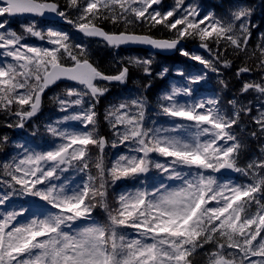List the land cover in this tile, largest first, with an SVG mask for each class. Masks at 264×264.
I'll list each match as a JSON object with an SVG mask.
<instances>
[{
	"label": "snow or ice",
	"instance_id": "1",
	"mask_svg": "<svg viewBox=\"0 0 264 264\" xmlns=\"http://www.w3.org/2000/svg\"><path fill=\"white\" fill-rule=\"evenodd\" d=\"M161 3L0 0V17L52 14L113 49L144 45L171 51L182 41L194 39L207 51L201 55L180 48V54L199 62L202 70L186 73L177 69L187 83L172 84L160 95L158 114L167 117L170 126H157L155 121L149 126L147 101L138 95L106 110L104 119L114 136L109 141L100 134L96 111L100 98L109 91L106 85L126 83L132 68L151 76L154 57L121 58L119 69L107 74L90 60L88 46L75 43L66 31L41 29L32 20L18 34L7 28L8 19L0 21V49L12 61L0 63V112L15 117L6 126L23 128L40 111L45 91L61 80L77 87L65 89L63 98H54L62 111L72 109L56 125L69 121L80 125L69 130L49 124L48 132L60 143L48 150L21 145L22 157L0 164L4 177L0 183L10 189L0 192V206L17 195L36 197L46 206L43 213H34L24 222L19 217L27 208L0 214V264H193L205 245L213 249L205 253L206 264H264V145L259 156L241 165L245 144L236 130L243 117L250 116L256 127L248 135L264 140V32L251 47L253 9L241 4L227 16L214 12L201 16L198 7L185 5V0H176L163 12ZM73 11L77 12L75 19L71 18ZM105 21L123 25V30L106 31ZM141 23L149 29L162 26L174 35L159 39L133 30ZM29 36L50 46L24 43ZM210 43L216 45L215 50ZM229 48L256 60L254 67L245 65L236 72L237 77L258 76L244 81L239 90L240 96L252 92L254 100L245 103L237 96L226 107L218 96L192 99L194 85L206 81L209 72L219 74L221 65L231 67L232 61L222 55ZM169 71L163 67L156 76L163 79ZM219 83L227 87L223 80ZM8 140V136L0 138V146ZM119 145L129 147V153L107 167L105 148ZM90 163H94L95 175ZM153 169L179 183L160 182L151 190L141 187L122 192L117 206L110 207L111 185L138 180ZM69 170L84 173L86 179L77 183L65 177ZM222 170L247 179H222ZM97 208L106 213V219L94 215Z\"/></svg>",
	"mask_w": 264,
	"mask_h": 264
},
{
	"label": "trees",
	"instance_id": "2",
	"mask_svg": "<svg viewBox=\"0 0 264 264\" xmlns=\"http://www.w3.org/2000/svg\"><path fill=\"white\" fill-rule=\"evenodd\" d=\"M176 0H162L160 5V10L166 11L175 5ZM61 3H64V0H61ZM199 7L204 8L205 10L200 13L201 16L214 12L217 16H227L230 10H235L234 6L237 4H241L244 6L251 7L253 9V15L251 17V22L255 27L252 30V40L250 41V46L255 47L257 43L258 34L264 32V0H254V1H244V0H198ZM203 3V5H202ZM199 9V8H198ZM203 10V9H202ZM77 16V12H71V18L75 19ZM171 19V18H170ZM20 20V19H15ZM37 23L42 25L48 21L42 19H35ZM58 26H64L61 22H51ZM18 26V23H14ZM107 31H120L123 30V25L116 27L107 21L103 23ZM110 29V30H109ZM138 33H149L156 38H166L170 39L173 37L174 32L169 31L168 29L162 26H156L155 28L149 29L146 24H136L134 29ZM75 35V38L72 40L75 43H83L88 46L90 60L94 62L101 70L106 72L107 74H114L117 70L112 67L110 58L113 56L109 51H117L119 55L114 57L119 58L121 60L122 52L126 51V49H111L105 45L102 41L94 38L86 39L78 33H74L72 31L70 36ZM29 37L24 41L28 40ZM185 49L189 51H198L201 55H207V51L204 49L196 50L193 47H198L199 41L194 39H186L183 41ZM210 47L214 50L216 45L214 43H210ZM135 54L138 55H146L150 54L143 50H132ZM0 55L3 56V50L0 49ZM222 55L232 61L231 67L220 66V73H208V78L206 81L197 84L195 95L192 98L198 99L204 96L213 97L218 96L224 105L228 107V101L233 98L239 96L240 100L243 102H247L249 100H254L255 95L252 92L244 94L242 96L239 95V90L242 87V83L247 80L257 79L258 76L253 73L243 74L241 77L236 76L237 70L242 66L254 67L256 64L255 59H249L245 56V54H236L231 48L228 49L227 52H223ZM154 57V61L152 64V75L148 76L143 74L142 69L132 68L130 70V76L126 83H108L106 86L109 88V91L100 98L99 103L96 106V111L98 112L99 119V131L100 134L107 137L109 141L114 139L113 133L107 131V121L104 119L105 112L109 108L110 105L118 104L119 102L125 99H131L138 95H143L147 101L148 108L146 119L149 126H152V122L155 121L156 125H163L165 127L170 126V120L163 116L159 115V107L158 101L160 95L166 91L170 90V86L173 83H180L184 85V81L186 79L177 75V69H183L186 73L196 71L199 72L202 70V66L199 62L192 61L188 57H185L180 54V49L171 56H160V55H152ZM4 57V56H3ZM8 59V57H4ZM163 67L169 68V74L161 79L156 76ZM223 80L227 87H223L219 81ZM104 83V82H101ZM151 84V87H145L147 84ZM73 87H77V85H71ZM56 89V88H55ZM57 107V103H55L52 99H48L44 101V104L36 115L35 118L27 121L20 131H17L16 127H7V123H13L15 121V117H6L4 113L0 112V138L3 135L8 136L9 140L6 143H3L0 146V164L3 162H7L12 160L13 157H22L23 149L20 147L24 145L29 149L35 150H48L52 148L55 144L61 142L58 137L52 136L47 128L48 125L51 124L57 117L61 115L59 111V106ZM57 109V110H56ZM230 110V108H229ZM253 115H255V110L253 111ZM243 123L240 128H237V132L240 133L243 138V142L245 144V148L241 151L240 154V164L244 165L248 161L254 158V152L257 151V156L260 155L259 148L263 145L264 140H257L248 135L249 132L255 130V125L251 123V117L245 116L243 117ZM95 153L96 149H92ZM129 153V147L125 145H119L117 147L108 146L105 148L104 159L107 167H111L113 162L122 154ZM155 155V154H153ZM90 170L93 175L96 174V170L94 167V163H90ZM3 169L0 167V180L3 177ZM65 177H68L74 180L77 183H81L86 179V175L84 173L77 172L75 170H69L64 173ZM160 182L170 184L175 186L178 181H169L166 177L163 176L162 173L157 170H151L146 176L141 177L138 180H120L117 181L114 185H111L108 193V203L110 207L115 208L117 206L116 201L118 196L122 192L126 191H134L137 188L148 187L150 190L154 186H158ZM0 188L3 191H9L10 189L6 188L5 185L0 183ZM28 199L36 197L32 196H13L10 201L13 203L20 202L24 204L21 200L17 199ZM94 215L98 219H106V213L97 208ZM128 232H132V229H128ZM211 245H205L203 249L199 250V252L195 255L193 264H206V255L205 253L210 251Z\"/></svg>",
	"mask_w": 264,
	"mask_h": 264
},
{
	"label": "rangeland",
	"instance_id": "3",
	"mask_svg": "<svg viewBox=\"0 0 264 264\" xmlns=\"http://www.w3.org/2000/svg\"><path fill=\"white\" fill-rule=\"evenodd\" d=\"M188 4L196 5V6L200 9V7H199V3H198V0H185V5H188ZM202 5H203V3H202ZM7 26H8V25H7ZM31 38H32V37H31ZM33 38H35V37H33ZM72 38H75V35H73ZM33 45H43V46H45V47H48V46H49V44H48L46 41H43L42 44L39 43V44H33ZM130 56H140V57H145V56H142V55H130ZM183 83L186 84V83H187V80H185ZM173 84H176L177 86H181V84L178 83V82H177V83H173ZM196 86H197V85H194V88H196ZM70 87H73V86H64V87H61V88L55 93L54 97H56V96L59 95V96H61V97L63 98V97H64L65 89L70 88ZM204 97H206V96H204ZM200 98H201V97H200ZM202 98H203V97H202ZM182 99H189V98L184 97V98H182ZM192 99H195V98H192ZM57 103H58V102H57ZM57 108H58V107H57ZM56 110H57V109H56ZM59 111H60L61 115H60L59 117H57V118L53 121L52 125H55V126H58V127L62 128V127L64 126L63 124H66V125L68 126V129H69V130L76 129L77 127H76V126H72V125H74V124H79V123H78V122H74V121L63 122V123H61V124H59V125H56V122L59 121V120H62V117H63L64 115L71 114L72 109H69L67 112H65V111H62V110L60 109V106H59ZM17 199L21 200V201L24 203L23 206H24L25 208L29 209V210H30V208H31V205H32V206H37V205H39V204H41V203H44V202H42V201H40V200L33 199V198L20 199L19 197H17ZM8 204H9L10 207H12V208H16V207H19V206L21 205L20 202H17V203L9 202ZM13 210H17V211H18L19 209H13ZM6 211H11V210H5L2 206H0V214L4 213V212H6ZM31 217H32V216H31ZM31 217H30V218H31ZM21 218H22V216L19 217L20 222H24L25 220H27V219L21 220ZM30 218H29V219H30Z\"/></svg>",
	"mask_w": 264,
	"mask_h": 264
},
{
	"label": "flooded vegetation",
	"instance_id": "4",
	"mask_svg": "<svg viewBox=\"0 0 264 264\" xmlns=\"http://www.w3.org/2000/svg\"><path fill=\"white\" fill-rule=\"evenodd\" d=\"M26 21H29V20L27 19ZM11 27L13 29H16L17 32H19V29H20V26L19 25L17 26L16 24L13 23V24H11ZM105 30L107 31V28H105ZM111 49H113V48H111ZM119 49H124V48H119ZM109 53H111L113 55L109 59L110 62H111L112 67H114L115 70H118L119 67H120V64L118 63V61H120V60H119V58L114 57V56L119 55V52H117V51H109ZM130 55H137V54H135L130 48H126V51L122 52V57L123 58L129 57ZM8 62H12L11 61V58H9V57H8ZM58 90H59L58 88H56V89L54 88L52 90H48L46 92V94H45L46 100L52 99L55 103H57V101L54 99L55 98L54 95H55V93ZM106 125H107V131L110 132V133H113V130L110 128L108 121H107V124ZM16 128H17V131H20V133H21V130L23 128H18V127H16ZM126 144H127V142H126ZM263 145H264V141H263ZM257 151H258V149L256 148V151L254 152V157H257ZM220 177L222 179H223V177H228V178L232 179L233 181H237V182L247 179V178L243 177L241 174H238V173H235V172H233L231 175H224V176H220ZM212 250H213L212 249V246H210V251H212Z\"/></svg>",
	"mask_w": 264,
	"mask_h": 264
},
{
	"label": "water",
	"instance_id": "5",
	"mask_svg": "<svg viewBox=\"0 0 264 264\" xmlns=\"http://www.w3.org/2000/svg\"><path fill=\"white\" fill-rule=\"evenodd\" d=\"M19 16H31V15H19ZM33 17V16H32ZM39 18H43V19H51V20H57V19H60V17L58 16H55V15H52V14H46L44 17H39ZM122 47H125V48H142V49H146V50H149L151 52H154V53H157V54H162V55H171L173 54L176 50H171V51H159V50H155V49H152L151 47L149 46H144V45H127V46H122ZM61 82H71V81H67V80H61V81H58L57 83H55L54 85L50 86L49 88L61 83ZM42 100H43V96H42ZM42 106V105H41ZM231 172H224L222 170V172L220 174H230Z\"/></svg>",
	"mask_w": 264,
	"mask_h": 264
},
{
	"label": "bare ground",
	"instance_id": "6",
	"mask_svg": "<svg viewBox=\"0 0 264 264\" xmlns=\"http://www.w3.org/2000/svg\"><path fill=\"white\" fill-rule=\"evenodd\" d=\"M159 39H166V38H159Z\"/></svg>",
	"mask_w": 264,
	"mask_h": 264
}]
</instances>
